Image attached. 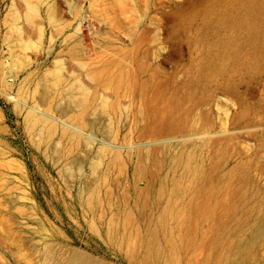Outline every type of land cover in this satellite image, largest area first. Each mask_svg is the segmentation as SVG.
Segmentation results:
<instances>
[{
	"label": "rangeland",
	"instance_id": "rangeland-1",
	"mask_svg": "<svg viewBox=\"0 0 264 264\" xmlns=\"http://www.w3.org/2000/svg\"><path fill=\"white\" fill-rule=\"evenodd\" d=\"M244 1L0 0V264H264V0Z\"/></svg>",
	"mask_w": 264,
	"mask_h": 264
},
{
	"label": "bare ground",
	"instance_id": "bare-ground-1",
	"mask_svg": "<svg viewBox=\"0 0 264 264\" xmlns=\"http://www.w3.org/2000/svg\"><path fill=\"white\" fill-rule=\"evenodd\" d=\"M253 1H255V0H253ZM257 1V0H256ZM236 3H238V2H235L234 4H236ZM246 3H247V0H245L242 4H241V6L239 7V12L242 14V16L243 17H245L246 15H247V10L249 9L248 7H247V5H246ZM233 4V5H234ZM240 4V3H239ZM232 7H234V6H232ZM233 9H235V8H232V10ZM229 10V9H228ZM231 11V10H230ZM229 11V12H230ZM238 11V10H237ZM228 12V13H229ZM232 12V11H231ZM230 12V13H231ZM233 13V12H232ZM240 15V14H239ZM111 65V64H110ZM105 66H107V65H105ZM100 70V69H99ZM98 72V71H97ZM128 73H129V71H128ZM93 74H95V73H93ZM115 74V73H114ZM117 75H118V73H117ZM116 76V75H115ZM94 77V76H93ZM126 77H128V75L126 76ZM95 79V78H94ZM96 79L99 81L100 80V77H99V75L96 77ZM132 80H133V78H132ZM131 80V81H132ZM134 81V80H133ZM140 81V80H139ZM110 87H112V89L114 90V92L115 93H117L119 90H120V88H121V86L124 84V81L122 80V78L121 77H115L114 78V76H113V79H111L110 80ZM128 83H130L131 85H132V82H128ZM128 83L126 84V85H128ZM131 85H129V86H131ZM163 85H162V83H160V84H158V85H156L155 86V88L153 89V93H152V95H150V99H151V101L152 102H154V101H158V100H160L163 96H164V89H163V87H162ZM128 87V86H127ZM126 88V87H125ZM133 89V88H132ZM131 89V90H132ZM125 90H127V89H125ZM142 94V93H141ZM141 97H142V95H141ZM178 98V96L177 95H173V97H172V99L171 100H173V101H175L176 99ZM150 101V100H149ZM144 104H145V113H146V118L147 119H145L146 120V122H145V125H146V123H147V126H145V130H146V127H148L149 126V119H150V117L154 114V109L152 108V106H151V103L150 102H148V101H146V100H144ZM85 114V113H84ZM145 117V116H144ZM153 120V119H152ZM144 126V125H143ZM159 127V126H158ZM149 128V127H148ZM148 130V129H147ZM149 130H150V128H149ZM158 130V129H157ZM160 131V130H159ZM113 150H115V149H113ZM110 151V153H112L111 151V149L110 150H108V152ZM107 150H105V152H103L104 154H106L107 155ZM104 154H103V157H104ZM105 155V156H106ZM110 155V154H109ZM111 156V155H110ZM107 157V156H106ZM118 162V161H117ZM124 163V162H123ZM177 166H178V164H177ZM203 169L202 168H198V169H196L194 172H195V174H194V182L195 181H197L198 180V177L200 176V175H202L203 174ZM104 178V177H103ZM194 184V183H193ZM191 188V187H190ZM192 189L193 188H191V189H189L187 192H189V193H191V191H192ZM162 190V189H161ZM164 190V189H163ZM161 191V193L162 192H165V190L164 191ZM160 193V192H159ZM143 195V194H142ZM164 195V194H163ZM162 195V196H163ZM165 196V195H164ZM160 198H161V196H160ZM141 199V198H140ZM159 199V198H158ZM203 199V198H202ZM147 200V199H146ZM193 201H194V199H192ZM143 201V200H142ZM141 201V202H142ZM159 202H158V204L161 202L160 201V199L158 200ZM163 201V200H162ZM191 201V200H190ZM190 201H189V203H190ZM195 202V201H194ZM210 202V201H209ZM188 203V205L191 207V205ZM127 204V203H126ZM144 204V203H143ZM191 204H193V203H191ZM206 204V203H205ZM158 206H160V205H158ZM196 205H194V207H195ZM200 206V205H199ZM173 207V206H172ZM175 207V206H174ZM190 207H189V210H190ZM202 207V206H201ZM166 208H167V206H166ZM165 208V209H166ZM171 208V207H170ZM177 208V207H176ZM203 208V207H202ZM169 209V208H168ZM182 209V208H181ZM199 209V208H198ZM197 209V210H198ZM91 210V209H90ZM171 210H172V208H171ZM170 210V211H171ZM174 210H176V209H174ZM177 210H179V209H177ZM196 210V211H197ZM201 211H202V209H200ZM180 211V210H179ZM192 210H190V211H188V212H191ZM140 212L142 213V214H147V212H148V207H147V205H143V208H141V210H140ZM171 212H174L173 210L171 211ZM182 212V211H181ZM180 212V213H181ZM199 212V211H198ZM197 212V213H198ZM203 212V211H202ZM167 212L166 211H164L163 212V214H166ZM178 214H179V212H177ZM193 213V212H192ZM150 214V213H149ZM171 214H173V213H171ZM175 215V218L177 219V217H181V215ZM202 214V213H201ZM167 215V214H166ZM195 215V214H194ZM198 215H200V214H198ZM197 215V216H198ZM169 216V215H168ZM173 216V215H172ZM177 216V217H176ZM189 216H192L190 213H189ZM201 216V215H200ZM199 216V217H200ZM164 217V216H163ZM167 217V216H166ZM193 217V216H192ZM195 217V216H194ZM167 218H169V217H167ZM167 218H165L164 220H166ZM175 218H174V220H175ZM196 218V217H195ZM169 219H171V217L169 218ZM180 219H185L184 217H182V218H180ZM191 219V218H190ZM178 220V219H177ZM112 221V220H111ZM146 221V220H145ZM184 221V220H183ZM167 222V221H166ZM180 222V221H179ZM178 222V223H179ZM182 222V221H181ZM180 222V224L179 225H181L182 223ZM160 225H162V223H160ZM184 225V224H183ZM114 226V225H113ZM165 226V225H164ZM182 226V225H181ZM162 228H163V226H161ZM166 228V227H165ZM173 236V235H172ZM247 242V241H246ZM176 244V243H175ZM177 244H178V242H177ZM135 247V246H134ZM148 250V249H147ZM146 250V251H147ZM250 251H252V249H250ZM246 253V252H245ZM253 253V252H252ZM68 255V254H67ZM252 254H250V256H251ZM151 257H152V254L150 253V251L148 250V252H145V259H146V261L147 262H149V260L151 259ZM248 257H249V255H248ZM247 257V258H248ZM244 260H245V258H243Z\"/></svg>",
	"mask_w": 264,
	"mask_h": 264
}]
</instances>
